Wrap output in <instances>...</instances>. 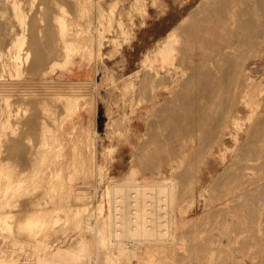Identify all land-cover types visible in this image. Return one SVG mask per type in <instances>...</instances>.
<instances>
[{
    "label": "rangeland",
    "instance_id": "374dc122",
    "mask_svg": "<svg viewBox=\"0 0 264 264\" xmlns=\"http://www.w3.org/2000/svg\"><path fill=\"white\" fill-rule=\"evenodd\" d=\"M34 1V7L30 15L35 19V25L33 24L32 30H29L27 34L25 49L22 53V65L25 72L20 77H12L9 73L5 74V78L15 81L16 85L10 92L12 94L11 103L13 108L12 125L1 136L0 143L2 147L0 149L2 148V151L0 150V158L6 161V164L10 166V170L16 176H19V174L21 176L25 171L30 172L35 164L40 163L42 156H46V162L41 165L44 169L43 175L45 177L43 178L42 187L34 189L33 185H31L32 190H24L21 194H18L16 197L18 201L14 199L15 202H12L11 205H3L5 202L4 200L1 201L0 212L5 214L6 211H11L13 216L10 220L12 223L11 229L8 227H4L5 229L0 228V242H2L0 247L9 251V257L11 253L15 254L17 252V256L21 257L19 264L34 263L31 258L34 256V252L37 251L38 247L36 244L38 241L28 234L29 232L25 227L32 220L33 213L40 203L45 200L49 206L60 205L59 214L63 217L68 214L67 205L69 204H72L73 208L88 204V210L83 208L81 218L88 217V215H99L98 208L101 205H104L105 213H108L109 200H107L106 187L110 184V180L123 182L125 177L130 174L131 169L135 168V176L142 182H166L168 179L175 178L178 184L177 189L179 190L177 205H180L181 209L176 205V214L177 211L178 214L181 211H189L192 197L196 196L197 198L194 211L185 215V219H181L178 216L177 222L173 225L175 238L173 241L165 242L166 248L163 249L161 247L162 243L146 242L141 244L140 248L134 253L128 250L113 253L108 252L104 247L99 251L100 247L96 245L92 231L83 230L84 227L82 225L71 224L70 221L65 220H61L55 229L49 233L48 238H45L46 242H49L54 247L63 245V247H68L67 245H74L80 236H90V250L92 251L82 256L83 264H86L87 256L89 255L96 259L99 257L98 263L100 264H111L105 257L113 254L117 257V263L112 264H264V166L257 165V168L253 167L251 169V165L249 163L246 164L248 162L246 161L247 159L245 158V160L243 156L239 157L241 153H239L240 150L237 147L250 146V135H248L250 134V127L262 124L264 119V90H262V88L264 89V0H234L237 2L232 14L238 20V25L234 30L241 33L250 32L255 41L253 46L246 45L244 42L237 44L235 58L239 65L237 70H240L237 75L241 76L236 75L238 77L236 79L239 80L240 78L239 81H242L249 75L252 77L255 87L258 86L257 89L262 91L255 94L253 91H249L250 89L248 90L247 87L242 88L240 93L242 95L241 102L238 104L239 113H237L240 118V126L234 125L229 128L224 144L216 142L212 138L206 139L208 142L206 140L201 141L206 131L207 133L205 134L206 136L208 135L210 129L207 127L209 126L206 127L207 129L205 127L202 128L204 131L198 130L192 133L194 130L192 128H195L198 120L197 116L202 112L204 105L216 103L213 106L211 105L213 109L211 110L213 111L211 115L217 112V114H221L223 110L227 109V102L225 101L227 93L223 92L222 88L220 96H217L218 98L215 97V100L212 99V102L204 97V86H201L198 81L201 82L200 79H205L204 73H207L208 69H205L204 72V68H200L205 65H203L205 57H209L214 52L212 50L204 52L201 49V44L196 40L194 42L193 37L190 35L191 32L189 33L190 30L193 31L196 27L205 26L204 24L208 23L207 20L204 21L205 18L203 17L207 13L210 14V9L209 7L206 8V6L210 5L211 8L212 5L214 7L215 3L217 4V0ZM60 5H63V8ZM59 7L65 8V11L63 10L62 12ZM201 9H207L206 11L208 12L206 13L203 10L206 14L203 11L204 14H202ZM192 10L197 12V14ZM192 12L196 14L194 17L189 15ZM61 16L70 23V32L74 30L81 31L79 40L75 42V45H79L81 42L87 44L86 48H76L78 50L72 51L73 55L65 67L60 65L66 60V50H63L65 49L63 42L58 40L53 48L44 45L50 35L47 30L48 27L51 28L57 38L61 37L58 22V17ZM198 16L202 18L199 19ZM208 16H206L207 19ZM186 17L188 19L183 23L184 27L182 26L183 28L181 27L179 31L180 41L178 40L177 42V46L179 45L181 49H178V54L182 56L180 55L179 57L181 60L178 63L176 74L180 79L185 75L184 79H186L188 73H191L193 69L191 75L195 76L192 77L195 79H191V76L189 78L188 75L185 81L191 80L190 84L194 86H188L190 85L189 82H187V85L184 79L181 84L184 83L185 85L179 86L172 80L161 77L164 80L156 78L157 80L155 81H160L159 87L153 82L155 85V90H153L152 83L149 84L150 87L147 85L151 77L144 81L145 83L141 81L144 80L142 76L144 77L148 71L150 74L153 71L145 67L146 53L149 49L154 48L157 43L163 41L168 32L174 26L180 25V22ZM253 17L256 19H253ZM190 21H196V23L193 22L196 25L193 26ZM108 23L111 24V27ZM187 28L189 29L188 32L186 31ZM123 29L128 30L129 34H124ZM182 29L185 30L183 31ZM100 30L102 32L105 31L103 32L102 45L99 46L98 41H95L91 47V36L101 32ZM125 35L129 36V38L126 39ZM257 36L258 38H256ZM190 37H192L193 41H190ZM112 38L113 40L114 38L118 39L119 44H116ZM37 40H40L43 44L37 46ZM232 40L233 42H238L235 36L232 37ZM239 50L240 52H238ZM27 53H29L28 58ZM239 55L242 58H237ZM39 57L42 59H39ZM182 58L184 59L183 62ZM193 64L194 67H192ZM207 66L205 65L204 67L207 68ZM198 68L203 71V74L200 71L202 76H200ZM186 70L188 71L187 73ZM142 72H144V75H142ZM179 78L178 81L180 82L182 79L179 80ZM178 81L176 82L179 84ZM197 84L203 87L202 92H200L203 93V96L197 92L194 93V91H198L199 86L197 87ZM68 85L76 86L77 90L84 93L86 98L81 105L80 111L73 118L64 119L63 112L67 108H64L63 102L57 101L54 93L67 88ZM223 85L228 86L227 83ZM174 88L182 92L184 89L187 90L185 95L180 93L182 98L178 95L182 100L177 98L176 95L178 93L173 90ZM28 89L32 92L30 91L31 93H29ZM150 92L158 93V97H148V95H151ZM172 92L177 94H172ZM189 92H192L194 97H196L193 98L195 99L194 101L193 99L188 100L193 96L191 94L187 98ZM243 95L246 96L244 97ZM249 95L250 100L253 101H249ZM183 96L187 100H183ZM171 97H174V99ZM176 98L179 103L181 101H183V104L186 102L184 105L186 113L187 111L188 114L191 111L193 113L191 112L187 116L184 109H181L183 108L182 102L180 103L182 104L181 107L179 103V106H176ZM257 99L258 108L252 105V103H257ZM173 100L175 104H173ZM187 103L191 108L187 107ZM176 108L182 110L185 115L179 109L177 112ZM195 108H198V110L202 109L197 111ZM251 109H254L255 115ZM172 110L177 113L172 112ZM14 112L17 113V116ZM181 114L185 120L182 117H180V120L178 119ZM174 116L177 122L179 120L183 123L174 124L176 123V121L173 122ZM186 117L190 118L188 120H191V123L192 120L196 121L191 124ZM15 125H17V128ZM175 125H178V127H175ZM188 129L190 130L188 131ZM177 130L181 132L176 133L177 136H175L176 134L173 135L174 131L177 132ZM181 133L182 135L184 133L187 138L181 137L182 135H179ZM187 134H193L194 136ZM235 134H238V142L234 140L233 135ZM192 137L195 139H192ZM199 139L200 142H198ZM192 141L194 142L192 143ZM207 143H209L208 146ZM198 144L199 148L197 147ZM191 146L196 150L193 151ZM103 148L104 150H102ZM180 148L187 150V152L182 153ZM174 150H176L175 153ZM171 151L174 154H182H177L176 156ZM191 151L193 152L190 153ZM233 155L237 157V161ZM245 156L247 157V154ZM231 160H235V162ZM98 162L100 166H98ZM73 164H76L78 169L72 167ZM246 165L249 166L246 168ZM57 166L63 168L65 173L71 170L73 172V180L71 185H69L70 182H64L66 195L61 196L63 188L60 185L58 190L60 194H55L52 198L48 194L50 190L49 184L58 182V179L54 177V170ZM76 188L84 190L87 196L81 200L77 199L73 195ZM201 193L204 195L203 197L200 195ZM124 195L125 191L123 194L121 193V196L124 197ZM190 220L194 222H190ZM193 224L195 227H193ZM191 228L197 230L192 229L193 231H191ZM51 234L57 235L52 237ZM123 238H127V236H123ZM210 238H219L226 242L239 240L246 244H254V246L249 247L248 245L247 247L246 245L245 247L243 245L240 248V252H235L237 256L242 258L232 257L229 251H225L221 253L220 257H215L216 260H214L210 255L208 257V251L204 252L206 249L208 250V248L205 249V244L208 242V246L210 245ZM18 239H24L25 245L23 248L20 247ZM205 239L208 240L205 242ZM133 243L136 245L135 241L129 243L121 240L118 246L127 247L129 244L133 245ZM199 244L204 247H200Z\"/></svg>",
    "mask_w": 264,
    "mask_h": 264
},
{
    "label": "bare ground",
    "instance_id": "6f19581e",
    "mask_svg": "<svg viewBox=\"0 0 264 264\" xmlns=\"http://www.w3.org/2000/svg\"><path fill=\"white\" fill-rule=\"evenodd\" d=\"M208 1H211V0H208ZM233 1L232 0H217V4L214 2L215 8L211 5L212 10L210 8V5L206 6V8L209 7L210 14L207 13L208 12V11H206L207 9L206 10L203 9V10H205L209 16L202 9H201V12L203 11L206 14L205 16L203 15V17L205 18V19L204 18L203 19H204V21L207 20L209 24L206 22L204 24L205 26L201 25L200 27H196L193 31H191V30L189 31L188 28H187L188 30L186 29L187 32L188 31H189V33L191 32L190 35L193 37L194 42L196 40L197 42H199L201 44V49L204 50V52L208 51V50H212L214 52V53L212 52L213 54L210 55L209 57L208 56H207V58L205 57L204 63L201 60L203 65L204 64L206 66L208 65L207 68L204 67L205 65L200 68V69L204 68L203 69L204 72H205V69H208V72L204 73L205 77L203 76L205 79L198 78L201 81V82L198 81V83L199 84L201 83L200 85L204 86V97L207 98L208 101L211 100V102H212V99L215 100V97L220 96L221 88L223 89V92L225 91L227 93V95L225 96V101L227 102V104H226V107H227L226 110L227 111L223 110V113H221V114H217L218 113L217 112L216 113L217 115L216 114L211 115V112H213V111H211V110H213L211 107L212 104L211 103H210L211 105L206 104L202 107L203 109L200 108V109H202V112L200 111L201 113L198 114V116H199V117L197 116L198 120L197 121L192 120V123L196 121L195 128H192V129H194L192 133H195L198 130L204 131V129L202 130V128H204V127H205V129H207V128L210 129L207 136L205 134V133H207V131L204 133L205 136H203V134H202L203 138L201 141L212 138L216 142L224 144L226 142V137L228 136L227 134H228L229 128L234 126V125L240 126V124H239L240 118L237 116V113H239L238 104L241 102L242 95L240 93H241L242 88L247 87L248 90L250 89L249 91H253L255 94L261 93V91L264 90L263 88H262V90L257 89L258 86L255 87V85L253 84L252 79H251L252 77H250L249 75H247V77L245 79H242V81H239L240 78H239V80L236 79V78H238L237 76H241V75H237V72L239 74V71H240V70L239 71L237 70V69H239V68H237V66L239 67V65L237 64L238 62H236L237 59L235 58L236 57L235 49H236L237 44L244 42V43H246V45L249 44V46H253L255 44V41H254V38L252 37V34L250 32H246V33L242 32L241 33L239 31L234 30V28L238 25V20H236V18L232 14L234 9L236 8L235 3L237 2V1H234V2ZM258 1H260V0H258ZM34 3H35L34 0H0V142H1V136L4 134V131L7 128L9 129V127H11V125H12L13 108H12V103H11L12 94L10 92L12 91V89L15 88V85H16L15 81L10 80V79H6L5 74L9 73L12 77L13 76L20 77L25 72L23 65H22V61H23L22 53H23V50L25 49L27 34H28L29 30H32L33 24L35 23V19L32 18L30 15L31 10L34 7ZM60 6H62V8H63V5H60ZM203 6H204V3H203ZM62 8H60L62 10V12H63V10L65 11V8L64 9H62ZM81 9H83V8H81ZM40 10H42V9H40ZM98 10H99V8H98ZM111 10L113 11V9H111ZM251 10H252V8H251ZM144 11H146V10H144ZM195 11H196V9H195ZM195 11H193V12L197 14V12H195ZM197 11H198V9H197ZM193 12L189 14L192 17H194V15H196V14H193ZM203 12H202V14H204ZM146 13H148V12H146ZM202 14H201V16H202ZM256 14H258V13H256ZM253 15H254V13H253ZM206 16H208V19L206 18ZM249 16H251V15L249 14ZM102 17H100V18H102ZM198 17H199V19L202 18L200 16H198ZM254 18L255 17H253V19ZM187 19H188L187 17L184 18L182 20V22H180V25L174 26L168 32V34L166 35V37L163 41L157 43V45L154 48L149 49L146 53L145 67H148L150 70H153V71L151 74L148 71V73H146L144 77L142 76V78L144 80H141V81H142V83H145L144 81L148 80V78L151 77V79L150 78L149 79L152 82L149 81L147 85L152 83V89L153 90H155L154 83H156L159 87L160 81H157V82H155V81L157 79L159 80V78H161V77L170 79L173 82H175V84H177L179 86L182 84L185 85L184 83L181 84V82H183L185 75L183 77H181V79H182L181 80L178 77V75L176 74V69H177V66H179V64H178L179 61L181 60L179 58L181 54H178L179 53L178 51L181 49L179 48V45L177 46L178 40L180 41L179 31H180L182 26L184 27L183 23ZM247 19H248V17H247ZM196 21H192V22L190 21V23H192L193 26H195L196 24H194L193 22L196 23ZM58 22H59V26H60L59 32L61 34V37L57 38L54 35V32L51 31V28L48 27L47 30L49 31L50 35H49V39L45 42L44 45L50 46L53 48V47H55L58 40H61L63 42V44L65 45V49H63V50H66V60L64 63H61L60 65H61V67H65L73 55L72 51L78 50L76 48H82V49L86 48L87 44L81 42V43H79V45H75V42H77L79 40V34L81 31L79 32L77 30H74V31L70 32V28H69L70 23L67 22L66 19L62 18V16L58 17ZM100 23H102V22H100ZM121 23H120V25H121ZM118 24H119V22H118ZM207 24H208V26H206ZM108 25L110 26L111 24L108 23ZM191 25L189 26L190 29H191ZM91 26H93V25H91ZM110 27H109V29H110ZM72 29H73V27H72ZM39 30H41V29H39ZM88 30H90V29H88ZM182 30L184 31L185 29H182ZM247 30H248V27H247ZM103 32H105V31H103ZM103 32L101 31V32H98L97 34H93L91 36V38H90V46L91 47L94 45L95 41H98L99 46L102 45V43H103L102 40H103V36H104ZM187 32H186V34H187ZM123 33L128 35L129 31L126 29H123ZM234 36L237 37L238 42H236V41L233 42L232 37H234ZM192 37H190V39ZM127 38H129V36H126V39ZM256 38H258V36ZM112 40H113V38H112ZM188 40H189V37H188ZM193 40L191 39L190 41H193ZM113 41L116 44H119L118 39L114 38ZM42 44H43V42H41L40 40L36 41L37 46H40ZM27 52H29V51H27ZM180 52L182 53V51H180ZM238 52H240V50ZM28 57H29V53H27V58ZM183 57L186 58L185 56H183ZM239 57H241V56L239 55L237 58H239ZM39 59H42V58L39 57ZM191 60H193V59H191ZM183 61H184V59L182 60V62ZM197 66H198V63H197ZM192 67H194V64L192 65ZM198 69H196V70H198ZM200 69H199V73H200V76H202L203 71ZM46 70H48V69H46ZM60 70H61V68H60ZM187 70H186V73L188 72ZM192 70H191V73L193 72ZM97 71H98V69H97ZM200 71L202 72V74ZM242 71H241V73H242ZM191 73L190 72L188 73L189 78L191 76V79H195V78H192L195 76H192ZM199 73L197 72V74H199ZM142 75H144V72H142ZM188 75H187V78H188ZM200 76H198V77H200ZM163 78H161V79H163ZM178 78H179V80H181L180 82L178 81ZM167 79H165V80H167ZM186 79H184V81ZM18 81H19V79H18ZM176 81H178L179 84ZM190 81L188 80L185 82L186 83L189 82V84H190ZM256 81H258V80H256ZM49 82H51V81H49ZM260 82H261V80H260ZM225 83H227L228 86L227 85L224 86L223 84H225ZM257 83H259V81ZM51 84H52V82H51ZM199 84H197V87L199 86L198 91L196 90V91H194V93L197 92L198 94L203 96L202 95L203 93H200V92H202L201 90L203 89V87H200ZM231 84H233V85H231ZM187 85H188V83H187ZM142 86H144V84H142ZM179 86H178V88L181 89V87H179ZM188 86H194V85L190 84ZM149 87H150V85H149ZM50 88H53V87H50ZM30 89H28L29 93L32 92ZM143 89H145V88H143ZM173 90H176V89L174 88ZM182 90H183V88H182ZM178 91H180V90H176V92L178 94L175 92H172V94H175V95L177 94L176 96L178 99L180 98L179 96H181V98H182V95L180 93L185 95V93L187 92V90H185V89L183 90L184 93L182 91H180V92H178ZM245 91H246V89H245ZM147 92H149V91L147 90ZM32 94H35V93H32ZM54 94L57 97V101L63 102L64 108H67L63 112V118L64 119L73 118V116L76 115L80 111L81 105L83 104V102L86 98L85 94L78 91L76 86H70V85H68L67 88H65L61 91H57ZM152 94H153V96H152ZM191 94H193V93L189 92V94H188L189 96L187 95L188 96L187 98H189L191 96ZM35 95H37V94H35ZM52 95H53V93H52ZM222 96H224V95H222ZM148 97L157 98L158 93H155V92L151 93V95L150 96L148 95ZM184 97L185 96H183V100H187V98L185 97L186 98L185 99ZM171 98L174 99V97H171ZM177 98H176V100H177ZM193 98H196V97H194V94L188 100L190 101ZM223 99H224V97H223ZM248 99H249V101H253V100H250V95H249ZM168 100H170V99H168ZM194 100L195 99H193V101ZM173 102H174V100H173ZM181 102L183 104V101H181ZM196 102H197V99H196ZM169 103H170V101H169ZM171 103H172V101H171ZM178 103L179 102L177 100V104H176L177 107L180 104V103L179 104ZM185 103L182 106L183 108H181L182 110L184 109V111L186 109V107L184 108ZM245 103H246V101H245ZM173 104H175V102ZM182 104H180V107ZM215 104H213V105H215ZM223 104H225V103H223ZM257 104H258V99H257L256 104L252 103L253 106H256V108H258ZM199 106H201V105H199ZM199 106H198V108H199ZM187 107H189V104L187 105ZM189 108H191V107H189ZM198 108H195V109H197V111H199L200 109L198 110ZM172 109H175V108H172ZM178 109L179 108H176L177 112H178ZM182 110H180V112H182ZM251 110H250V112H251ZM167 111H168V109H167ZM172 112H174V111L172 110ZM177 112H174V113H177ZM191 112H189V114ZM14 113H16V112H14ZM17 113H18V111H17ZM17 113H16V116H17ZM170 113H171V110H170ZM185 113H186V111H185ZM185 113L182 112V114H184V115H185ZM182 114L178 116L179 120H180V117H182L184 119ZM186 114H187V116H189L188 111ZM253 114H254V111H253ZM188 119H190V118H187V120ZM179 120H178V122L181 123V121H179ZM175 121H176V123H174V124H177L178 123L177 119L174 116L173 122H175ZM188 121L191 123V120H188ZM249 124H251V123H249ZM15 126L17 128V125H15ZM180 126H183V125H180ZM207 126H209V127H207ZM175 127H178V125L177 126L175 125ZM189 130L190 129H188V131ZM179 131L178 130H177V132L174 131L173 135H175L176 133L178 134ZM182 132H183V130H182ZM249 133L250 134H248V135H250V141H249L250 146H248V147L247 146H245V147L244 146L243 147L237 146L238 149L240 150L239 153H241V155H239V157L243 156L244 159L246 158L247 160L246 159L245 160L248 162H246V161L245 162H246V164L249 163V165H251L250 166L251 169L253 167L257 168V165L258 166L261 165L263 167L264 166V119L262 121V124L252 125L249 129ZM177 134L175 136H177ZM179 135H182V133ZM187 135L194 136L193 134H187ZM175 136H174V138H175ZM233 136H234V140L236 142H238L239 141L238 134H235ZM181 137L187 138V136L184 135V133ZM188 137H190V136H188ZM193 138L194 137H192V139ZM247 138H248V136H247ZM183 140H185V139H183ZM248 140H249V138H248ZM206 141L208 142V140H206ZM193 142L194 141H192V143ZM198 142H200V139ZM210 143H211V141H210ZM208 144L209 143H207V146H208ZM214 144H215V142H214ZM198 146H199V144L197 145V147ZM212 146H214V145H212ZM0 147H2L1 143H0ZM191 147H193V146H191ZM215 147H216V145H215ZM237 147H236V149H237ZM0 150L2 151V148ZM102 150H104V148ZM180 150L182 151V153L187 152V150H184L182 148H180ZM195 150L196 149H194V147H193V151H195ZM197 150L199 151V149H197ZM175 151L176 150H174V153H175ZM193 151H191L190 153H192ZM206 151L208 152V150H206ZM242 151H244L245 153ZM177 152H178V150H177ZM171 153H173V152L171 151ZM182 153H179V154H182ZM104 154H106V153H104ZM177 154L178 153H176L174 155L177 156ZM244 154L245 155L247 154V157ZM233 156L235 157V160H236L237 157L235 155H233ZM99 157H100V154H99ZM106 159H108V158H106ZM232 159H233V157H232ZM46 160H47V157L42 156V158L40 159V163L35 164L32 167L30 172L25 171L23 174H21V176H20V174H19V176L18 175L16 176L10 170V166H8L6 164V161H4L0 158V203L2 200H4L5 203L3 205H11L12 202H15L14 199H16L18 194H21L24 190H32V188L30 187L31 185H33L34 189L35 188L38 189V188L42 187L43 178L45 176L43 175L44 169H43V167H41V165L44 162H46ZM235 160H231V161L235 162ZM99 162H98V164H99ZM106 162H107V160H106ZM104 163H105V161H104ZM146 164H148V163H146ZM71 165H72V163H71ZM249 165H246L245 167L247 168V166H249ZM98 166H100V164ZM261 166H260V168H261ZM72 167L77 168L76 164H73ZM250 167H248V168H250ZM74 170H76V169H74ZM66 173L63 171V168H61L60 166H57L55 168L54 177H56L58 179V182L56 181V182L50 183L49 184L50 190L48 192V194H50V196H52V198L55 196V194H60L58 191L60 185L62 186L61 188H63L61 190V192H62L61 196L66 195V191H65L66 189H65L64 182L65 181L70 182L69 185H71V182L73 180V172L70 170ZM135 173H136V169L132 168L130 171V174L127 177H125L123 182L110 180V184H108V186L106 187L107 188V195H108L107 200H109L108 201V205H109L108 206L109 207L108 213H105V207H104V205H101L98 208L99 213H100L99 215L98 214H96V216H91V215L89 216L88 215V217L86 216L85 218H81V216L83 214L82 210H83V208L88 210V204H83L82 207L81 206L76 207L75 205H73L74 207H76V208H73L72 204H69V202H68L69 205H67V209L69 211H68L67 216L63 217L59 214V211L61 210L60 205L56 204L54 206H49V205H47V203H46L47 201H45V200L42 203H40L38 208L33 213L32 220L25 227L27 229V231L29 232L28 234H30L32 237L36 238L35 240L38 241L36 244V246L38 247L37 251L34 252V256L31 258V259H33V262H34L32 264H83L84 262L82 261L83 260L82 256L87 254V252L92 251V250H90V242H91L90 240L91 239H90V236L87 237V235L86 236L85 235L80 236L78 238V240L76 239L77 241H76V243H74V245L73 244L70 246L67 245L68 247H63L64 245L54 247L49 242H46L45 238H48L49 233L55 229V227L57 226V224L61 220L70 221L71 224L76 223L78 225H82L84 227L83 230L88 229V230L92 231L94 234L93 239L96 242V245H98V247H100L99 251L101 250V248L104 247V249L107 250L108 252H113V253L116 251L125 252L128 250V251H131L132 253H134L137 249L140 248L141 244H144L146 242L162 243L163 245H161V247H163V249L166 248L165 242L173 241V239L175 238V234L173 232V225L177 222L176 220L179 218L178 216H180L181 219H185V215H188L191 211H194L195 207H196L197 198H196V196H193V197L191 196L192 197L191 204H190L191 208L189 209V211H187V210L181 211L179 214L177 211V214H176L175 206L177 205V203L179 201L178 200L179 190L177 189L178 184H177L175 178L168 179V181H166V182H164V181L163 182L159 181V182H154V183L142 182V181H139L137 176H135ZM74 190H76V191L73 192V195L79 200H81L87 196V193L84 190H81L79 188H76ZM124 191H125V195L123 197V196H121V193L123 194ZM191 191H193V190H191ZM200 195H202V193ZM203 196L204 195H202V197ZM105 197H107V196H105ZM16 200L18 201V199H16ZM177 206H179L178 208L180 209V205H177ZM87 210H84V211H87ZM63 215H64V213H63ZM12 216L13 215H12L11 211H6L5 214H2L0 212V228L8 227L11 229L12 223L10 220L12 219ZM63 218H65V219H63ZM190 222H194V221L190 220ZM194 224H193V227H195ZM192 229H194L195 231L197 230L195 228H191V231H193ZM79 234H81V233L79 232ZM30 235H29V237H30ZM53 235L56 236L57 234H53ZM53 235L51 234L52 237H53ZM125 235L127 236V238H123V236L126 237ZM42 236H43V238H41ZM16 238H18V237H16ZM39 238H41V239H39ZM205 238H207V237H205ZM219 238H220V236H219ZM219 238H210L209 239L210 245L208 246V242H207V244H205V249L208 248V250L206 249V251H204V252L208 251L207 252L208 257L210 255V257H213L214 260H216L215 257H220L221 253L225 252V251H229L230 254L232 255V257L242 258L241 256H237V254H235V252L236 251L240 252V248H242L243 245L245 247H246V245H247V247H248V245H249V247L254 246V244L253 245H250L251 243L246 244L245 242H240L239 240H229L226 242L225 240L219 239ZM49 239H50V237H49ZM1 240H3V239H1ZM71 240H72V238H71ZM121 240H125L129 243H131V241H135L136 245H134L135 243H133V245L129 244V246H127V247H124V246L119 247L118 245H120ZM207 240L205 239V242ZM18 242L20 244V247L23 248L25 245L24 239L23 240L18 239ZM74 242H75V240H74ZM0 243H2V242H0ZM26 243H27V241H26ZM242 243H245V244H242ZM27 244H29V243H27ZM200 245L201 244H199V246ZM29 246H31V245H29ZM200 247H204V246L202 245ZM104 249H103V251H104ZM24 251H25V249H24ZM19 252H21V251H19ZM8 253H9L8 250H5V249H3V247H0V264H19V259H21V257L17 256V252L15 253L16 255L11 253L10 257L8 256ZM18 254H20V253H18ZM102 255H103V253H102ZM109 255H111V254H109ZM89 256H87L88 260L86 259L87 260L86 264H100V263H98L99 257H98V259H96V258L91 257V255H89ZM105 258H107L111 264L115 263V262L117 263V257H115L114 254L109 256V257H105ZM213 258H212V260H213ZM27 261H29V260H27Z\"/></svg>",
    "mask_w": 264,
    "mask_h": 264
}]
</instances>
